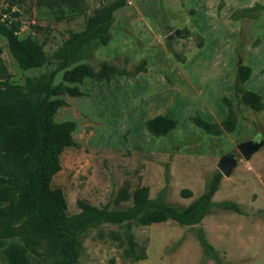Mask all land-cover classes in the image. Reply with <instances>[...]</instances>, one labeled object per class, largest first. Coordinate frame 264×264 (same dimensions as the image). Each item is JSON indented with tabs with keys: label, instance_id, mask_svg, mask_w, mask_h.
<instances>
[{
	"label": "rangeland",
	"instance_id": "rangeland-1",
	"mask_svg": "<svg viewBox=\"0 0 264 264\" xmlns=\"http://www.w3.org/2000/svg\"><path fill=\"white\" fill-rule=\"evenodd\" d=\"M112 1L0 0V21L18 20L19 35L40 43L47 55L43 65L23 69L0 34V76L9 85L25 90L28 78L55 84L80 62L98 68L108 61L128 69L146 62L145 71L86 79L82 95H61L65 103L54 119L75 122V145L62 151L51 184L63 191L66 214L78 213L79 201L129 206L131 199L116 203V197L143 185L151 199L161 192L165 202L182 208L217 176L213 200L234 201L242 213L215 207L194 225L95 222L77 233L75 264H215L199 245L200 229L224 264H264V146L248 160L236 147L264 138V0H126L112 13L107 44H84L69 54L70 35ZM239 65L251 68L243 83L237 81ZM238 86L258 93L262 108L246 105ZM230 108L236 116L231 132L212 134L191 119L200 115L220 125ZM156 115L175 118L176 127L152 135L146 121ZM228 152L238 163L224 176L217 163ZM181 189L192 196L183 197ZM127 229L145 259L124 254ZM0 264H8L1 253ZM37 264L60 263L43 256Z\"/></svg>",
	"mask_w": 264,
	"mask_h": 264
},
{
	"label": "trees",
	"instance_id": "trees-1",
	"mask_svg": "<svg viewBox=\"0 0 264 264\" xmlns=\"http://www.w3.org/2000/svg\"><path fill=\"white\" fill-rule=\"evenodd\" d=\"M125 4L126 0H113L104 11L91 16L84 30L72 33L67 39L66 46L73 45L68 53L84 44H107L112 13ZM20 26L18 20L0 21V34L6 38L9 50L23 69L43 65L47 60L43 46L29 36L21 37ZM145 70V60L131 69L108 61L98 68L80 62L64 70L62 81L55 84H34L28 78L25 90L9 85L0 76V253L8 264H37L43 256L60 264H75L78 231L99 221L129 225L135 220L149 225L173 220L180 225H194L215 207L242 213L234 201L213 200L220 179L217 176L205 192L182 208L165 202L161 192L151 199L149 187L143 185L131 194L122 191L116 197V203L131 199L129 206L110 208L106 204L97 207L79 201L80 211L70 216L66 214L63 191L51 184L53 176L61 169L62 151L75 145L72 137L75 122L54 119L56 110L65 103L61 95H82L81 87L86 79L108 81L117 75H134ZM250 74L249 66L239 65L237 81L245 82ZM238 91L246 105L254 110L262 108L258 93L240 86ZM191 119L196 126L212 134L231 132L236 125L233 108L220 125L200 115ZM176 125L177 120L168 115H156L146 121L148 131L156 137L168 134ZM180 194L190 197L192 191L181 189ZM125 239L124 254L128 258L132 261L146 258L145 250H136L134 235L129 229ZM197 240L208 258L215 264H224L202 229Z\"/></svg>",
	"mask_w": 264,
	"mask_h": 264
},
{
	"label": "water",
	"instance_id": "water-1",
	"mask_svg": "<svg viewBox=\"0 0 264 264\" xmlns=\"http://www.w3.org/2000/svg\"><path fill=\"white\" fill-rule=\"evenodd\" d=\"M177 34V31L170 33L169 36ZM264 146V138H249L237 144L238 151L242 154L244 159L248 160L251 156ZM238 161L233 152L223 154L217 163L218 169L224 176H229Z\"/></svg>",
	"mask_w": 264,
	"mask_h": 264
}]
</instances>
